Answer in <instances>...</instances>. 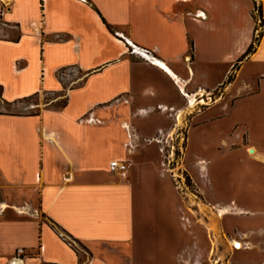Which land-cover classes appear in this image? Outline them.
<instances>
[{
	"label": "crops",
	"instance_id": "0c3cea01",
	"mask_svg": "<svg viewBox=\"0 0 264 264\" xmlns=\"http://www.w3.org/2000/svg\"><path fill=\"white\" fill-rule=\"evenodd\" d=\"M255 6L261 8L262 35L256 50L239 61L260 21L254 18ZM90 24L109 46L90 33ZM24 49L38 59L40 71L33 80L28 79ZM247 64L251 70L243 75ZM3 70L19 84L38 83L36 90L42 93L63 92L66 104L34 117L0 115L7 118L0 137V229L11 226L23 233L28 215L40 223L42 247L68 252V259L54 256L48 261L78 263L61 231L84 247L90 257L85 264H95L99 259L90 244L112 253L109 244L138 236L135 226L144 215L136 214L135 206L144 207L146 201L134 199L133 179L145 175L150 147L157 143L162 153L160 138L183 129L184 109L192 121L186 129L189 141L197 117L218 106L231 114L249 88H262L264 0H0V73ZM73 72L77 79L65 85L66 73ZM196 73L205 80L216 74L219 79L210 87L196 86ZM5 81L1 75L3 93ZM215 91L220 94L214 96ZM196 104L202 108L196 111ZM156 112L163 121L152 129ZM218 117L211 115V120ZM222 134L227 137L216 150L224 153L235 142L233 129ZM241 134L246 141L247 133ZM254 149L251 158L264 169V150ZM112 160L127 161V172H111ZM160 171L179 200L162 162ZM260 176L264 179V170ZM19 185L34 189L37 200L19 204L7 199V189ZM216 203L242 212L220 215L226 217L222 228L229 233L238 229L239 239L248 246L234 248L241 250L237 263L250 264L247 253L257 252L258 264H264V250L257 247L264 245V207H246L235 199ZM7 211L12 214L10 225ZM229 217L252 218L253 225L240 228L233 223L230 229ZM46 224L48 239H43ZM42 253L40 249L38 258ZM24 256L2 251L0 263L10 264L17 257L20 264H39Z\"/></svg>",
	"mask_w": 264,
	"mask_h": 264
},
{
	"label": "rangeland",
	"instance_id": "374dc122",
	"mask_svg": "<svg viewBox=\"0 0 264 264\" xmlns=\"http://www.w3.org/2000/svg\"><path fill=\"white\" fill-rule=\"evenodd\" d=\"M88 28L103 45L109 46L93 24H90ZM261 31L262 26L258 27L257 32ZM24 54L29 62L28 79L33 80L40 71L38 59L34 53L25 49ZM249 67L250 65L247 64L243 75L249 74L251 70ZM217 68L219 72L221 66ZM211 72L213 73V69ZM6 73L4 70L0 73V76L6 77L5 92L2 96L4 100L20 99L39 93L28 106L19 104L11 108L22 110L24 113L38 112L40 114L43 110H53L63 101V96L36 90L38 83L31 81L22 85L17 82L16 77ZM66 74L68 81L65 85L69 86L75 82L78 75L75 72ZM218 79L217 74L205 80L196 73V86L210 87ZM226 79L227 77L223 81ZM219 94L218 91L213 93L214 96ZM2 107L3 103L0 102V110ZM200 108L202 106L196 104V111ZM184 112L183 129L171 138L166 136L160 138L162 153L157 143L151 146L145 154L146 160L151 165L148 163L147 171L142 179H133L134 199L144 198L146 201L144 207L135 206L136 214L141 212L144 215L139 225L135 226L139 231L138 236L136 235L133 241L126 243L109 244V247L115 250L112 253L107 249H96V246L90 244L88 248H91V252L93 251L99 259V262L95 264H238L236 253L241 250H235L230 243L237 235L226 232L222 228L226 217L220 215L230 213L238 215L242 212L236 210L231 212L228 207L221 209L220 207L225 205L216 203V200L235 199L238 204L246 207H264L262 203L264 179L260 176L264 169L251 158L254 148L264 150V84L260 91L255 85L249 88L248 93L237 101L231 114L218 106L197 117L196 132L190 134L189 141L186 140V129L192 121L189 120L187 108ZM211 115H220V117L213 121ZM153 116L150 127L152 129L163 121L158 112ZM6 119L0 118V137L2 123ZM199 121L202 123L197 125ZM232 129L234 147L221 153L220 150H216V147L221 148L222 138L227 137L222 133L231 132ZM242 131L248 135L246 141H243ZM249 145L252 147L247 148ZM1 148L0 145V155ZM250 149H253L252 153ZM161 162L166 169L165 173L169 182L179 194V200L175 199L171 188L163 178V173L160 171ZM216 164L220 168L216 169ZM7 190V199H13L19 204L22 200H37V192L28 188L27 185L10 187ZM160 214L162 220L159 219ZM5 218H9L6 220L10 225L12 214L9 211L6 212ZM40 218L46 221L43 215H40ZM252 220L248 217H229L227 222L231 229L233 223L240 228L250 227L253 225ZM24 221L29 226L23 233L20 230H14L11 226L0 229V252L15 253L20 248L25 251V259H31V262L34 259L35 263L39 262V264H57L48 261L54 256L68 259L66 250L41 246V227L37 219L26 215ZM43 228L45 231L43 239H48L47 224ZM150 230H155L156 235H152ZM59 232L73 246L76 256H79L76 264H85L90 260L80 243ZM232 243L236 246L240 245L236 241ZM40 249L43 253L38 258L37 253ZM247 256L249 258L247 262L250 264L259 263L260 256L257 252H249Z\"/></svg>",
	"mask_w": 264,
	"mask_h": 264
},
{
	"label": "trees",
	"instance_id": "16d2710c",
	"mask_svg": "<svg viewBox=\"0 0 264 264\" xmlns=\"http://www.w3.org/2000/svg\"><path fill=\"white\" fill-rule=\"evenodd\" d=\"M253 15L254 18L256 19V21L259 19V25H257L256 23V27H255V32H257L258 27H261L263 24L262 19H261V8L260 7H254L253 10ZM104 21V20H103ZM104 24L106 25V28L108 29V31H110L111 33L114 32V29L112 26H110L109 24H107L104 21ZM261 25V26H260ZM262 35V31L260 33H254V37L252 39L251 44L249 45V47L247 48L246 52L243 54V56L239 59V61H242L245 57H247L248 55H250L251 53H253L256 50L257 45L259 44L260 38ZM2 93H3V87L0 85V102L3 103V107L0 110V115L2 116H13V117H34V116H38V112L35 113H24L22 112V110H18L15 108H11L14 107L16 105L19 104H25V106H28V104L30 102L33 101V99L35 97L38 96V93H35L33 95L27 96V97H23L20 99H16L13 101H5L2 99ZM55 96H63V92L60 93H53ZM66 104V99L65 97L63 98V101H61V103L59 104V106L55 107L53 110H57L60 108H63Z\"/></svg>",
	"mask_w": 264,
	"mask_h": 264
},
{
	"label": "built area",
	"instance_id": "2783aa9c",
	"mask_svg": "<svg viewBox=\"0 0 264 264\" xmlns=\"http://www.w3.org/2000/svg\"><path fill=\"white\" fill-rule=\"evenodd\" d=\"M109 170L114 173H118L120 175H124L128 170V162L123 160H112L109 163ZM18 255H23L25 251L23 249H18L16 251ZM18 258L16 257L15 261H11L10 264H20L18 262Z\"/></svg>",
	"mask_w": 264,
	"mask_h": 264
},
{
	"label": "flooded vegetation",
	"instance_id": "af4514ba",
	"mask_svg": "<svg viewBox=\"0 0 264 264\" xmlns=\"http://www.w3.org/2000/svg\"><path fill=\"white\" fill-rule=\"evenodd\" d=\"M232 233H234V234L236 233V235H237V237H238V239H236V238H237V237H236L235 239H232L231 242H230L233 248H237V246H236L235 244L232 243L233 241L239 242V243H240V245H239L240 247H245V248L248 247L247 244H245L244 242H242V241L239 239V238L241 237V234H240V232L238 231V229H234ZM257 247H260V248H261V249H258V250H264V245H263V244H262V245H259V246H257Z\"/></svg>",
	"mask_w": 264,
	"mask_h": 264
},
{
	"label": "water",
	"instance_id": "95a60500",
	"mask_svg": "<svg viewBox=\"0 0 264 264\" xmlns=\"http://www.w3.org/2000/svg\"><path fill=\"white\" fill-rule=\"evenodd\" d=\"M263 77H264V75H263ZM224 145H225V149H226L227 144H224ZM252 152H253V149H250V153H252Z\"/></svg>",
	"mask_w": 264,
	"mask_h": 264
},
{
	"label": "bare ground",
	"instance_id": "6f19581e",
	"mask_svg": "<svg viewBox=\"0 0 264 264\" xmlns=\"http://www.w3.org/2000/svg\"><path fill=\"white\" fill-rule=\"evenodd\" d=\"M193 101H194V100H193V99H191V103H194Z\"/></svg>",
	"mask_w": 264,
	"mask_h": 264
},
{
	"label": "snow or ice",
	"instance_id": "6c2138e0",
	"mask_svg": "<svg viewBox=\"0 0 264 264\" xmlns=\"http://www.w3.org/2000/svg\"><path fill=\"white\" fill-rule=\"evenodd\" d=\"M237 247H240L239 245H237Z\"/></svg>",
	"mask_w": 264,
	"mask_h": 264
}]
</instances>
